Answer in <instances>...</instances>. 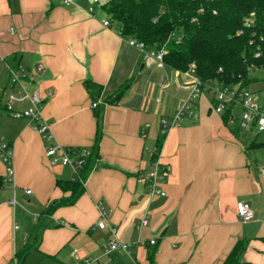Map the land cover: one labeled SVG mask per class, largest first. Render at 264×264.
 Masks as SVG:
<instances>
[{"label": "crops", "instance_id": "0c3cea01", "mask_svg": "<svg viewBox=\"0 0 264 264\" xmlns=\"http://www.w3.org/2000/svg\"><path fill=\"white\" fill-rule=\"evenodd\" d=\"M90 5L0 0V137L11 148L13 168L9 174L0 157V264H14L26 245L25 264L84 258L91 264H222L239 240L247 243L242 263L264 264V144L249 147L252 131H235L238 116L226 120L212 109L213 94L204 92L195 101L197 118L183 117L162 137L158 162L166 195L150 196L146 176L161 119L178 113L198 76L145 58L118 23L103 24L109 16L102 5L94 14ZM7 64L34 78L30 87L44 99L42 114L55 140L95 153L73 204L58 203L70 195L57 184L71 177L69 168L51 164L48 142L30 120L4 111ZM87 80L101 92L91 93ZM241 201L252 207V221L238 216ZM100 204L106 228L96 226ZM114 235L128 250L105 252Z\"/></svg>", "mask_w": 264, "mask_h": 264}, {"label": "trees", "instance_id": "16d2710c", "mask_svg": "<svg viewBox=\"0 0 264 264\" xmlns=\"http://www.w3.org/2000/svg\"><path fill=\"white\" fill-rule=\"evenodd\" d=\"M101 7L111 22L120 25L122 36L143 42L146 49L164 50V62L183 71L192 68L202 81L212 79L224 88L240 89L259 80L254 72L264 68V0H106ZM85 86L93 94L101 92V86L90 80ZM124 90L122 86L112 101ZM234 111V105L226 109V120L235 116ZM162 137L153 160L158 158ZM256 139L249 147L264 144ZM94 160L91 150L77 178L58 179V186L70 193L59 204L77 200ZM246 246L245 240L237 241L222 264H256L241 262ZM30 248L26 245L16 254L17 264H25Z\"/></svg>", "mask_w": 264, "mask_h": 264}, {"label": "built area", "instance_id": "2783aa9c", "mask_svg": "<svg viewBox=\"0 0 264 264\" xmlns=\"http://www.w3.org/2000/svg\"><path fill=\"white\" fill-rule=\"evenodd\" d=\"M76 0H62L64 4H70ZM91 5L88 7V12L94 14L97 6L102 5V0H90ZM110 18L103 20V24L110 25ZM180 40V38H178ZM130 44L136 46L144 52L145 58H155L161 66L164 61V50H149L146 49L143 42H139L136 39H131ZM8 71V83L5 87L4 93V111L7 115L15 119H28L32 123V127L41 135V137L48 142L46 147V156L54 166H63L69 168L70 178H77L78 172L85 166L88 158L91 155L90 148L87 147H65L57 140L51 130V124L43 117L42 109L44 105V99L35 90L30 87L34 78L30 77L29 71L22 66L6 65ZM38 71H43L42 65L37 66ZM204 92H209L214 96V103L212 108L217 113H224L226 109L234 105L240 107L241 115L237 117V122L240 130L254 131L257 133H264V107L258 103L256 93L249 88H238L237 86L232 88H224L218 84L216 80L202 81L199 78L195 80V83L187 96L183 101L178 113L172 118H162L160 122L161 136H165L167 132L174 126H177L179 121L183 117L197 118V114L194 111L195 101L198 96ZM92 107H98V103L94 102ZM235 114V113H234ZM236 115V114H235ZM234 116V115H233ZM156 150V149H155ZM0 157L3 162L8 166L9 174L13 173L12 168V152L8 143L3 142L0 137ZM264 172V167L262 168ZM165 168L158 162V158L153 160L151 168L146 176V182L148 187V193L150 196L160 195L165 196V192L161 188V184L165 179ZM32 191L26 190L27 194ZM10 204H15V199L9 201ZM99 218L96 222V226L99 228H106L108 224V214L102 204L99 205ZM238 216L243 222H249L254 219V211L249 203L238 202L236 205ZM148 222V216L145 214L140 220L139 224L146 225ZM111 231L115 233V229L110 227ZM15 229H18V225H15ZM156 240L150 241L151 245H154ZM129 244L121 242L115 235L110 239L109 244L105 247V252L112 250L122 249L128 250ZM77 255L76 252L72 253ZM92 260L84 258L73 264H91ZM14 264H17V259L14 260Z\"/></svg>", "mask_w": 264, "mask_h": 264}, {"label": "rangeland", "instance_id": "374dc122", "mask_svg": "<svg viewBox=\"0 0 264 264\" xmlns=\"http://www.w3.org/2000/svg\"><path fill=\"white\" fill-rule=\"evenodd\" d=\"M106 1V0H102ZM254 75L258 77L259 80L255 81L252 83L249 87L252 91L256 93L258 103L264 107V68H260L258 70H255ZM1 76H0V81H1ZM235 113L237 116L241 115V109L238 107L235 110ZM252 134L250 135L251 137H257V142H263L264 141V133H257L256 130L251 132ZM76 186V185H75Z\"/></svg>", "mask_w": 264, "mask_h": 264}]
</instances>
